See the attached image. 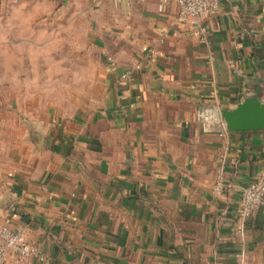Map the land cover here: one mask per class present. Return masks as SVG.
<instances>
[{"label":"crops","instance_id":"0c3cea01","mask_svg":"<svg viewBox=\"0 0 264 264\" xmlns=\"http://www.w3.org/2000/svg\"><path fill=\"white\" fill-rule=\"evenodd\" d=\"M34 1L46 26L31 40L37 82L61 95L26 111L0 176V224L52 264H264V206L238 217L264 172V129L220 135L200 122L251 92L264 101V0H220L205 33L174 2Z\"/></svg>","mask_w":264,"mask_h":264},{"label":"rangeland","instance_id":"374dc122","mask_svg":"<svg viewBox=\"0 0 264 264\" xmlns=\"http://www.w3.org/2000/svg\"><path fill=\"white\" fill-rule=\"evenodd\" d=\"M36 7L34 0L0 5V176L5 159L13 154V145L19 143V127L28 118L26 111L34 113L36 103L51 104L61 95L58 86L56 89L37 82L45 70L31 40L35 41L37 28L46 26H40V20L33 18ZM67 89L68 86L62 88L68 98Z\"/></svg>","mask_w":264,"mask_h":264},{"label":"built area","instance_id":"2783aa9c","mask_svg":"<svg viewBox=\"0 0 264 264\" xmlns=\"http://www.w3.org/2000/svg\"><path fill=\"white\" fill-rule=\"evenodd\" d=\"M132 2H142L144 0H131ZM162 4L174 2L179 7V19L190 21L196 33H205L206 28L201 21L208 15L217 11L220 7V0H160ZM141 69V65L127 68L120 79L127 80L134 70ZM200 122L203 132L212 131L223 134L225 130L221 111L216 109L203 108L200 111ZM220 171H223L221 167ZM216 195L224 192V185L220 181L213 187ZM264 206V172L252 181L242 192L239 204L238 217L245 224L252 214ZM243 229L241 230V233ZM13 257L17 261L30 262L38 259L42 264H52L46 253L40 251L34 244L27 240L23 230L13 229L8 224H0V264H8V259ZM240 264H246L244 254L240 255Z\"/></svg>","mask_w":264,"mask_h":264},{"label":"water","instance_id":"95a60500","mask_svg":"<svg viewBox=\"0 0 264 264\" xmlns=\"http://www.w3.org/2000/svg\"><path fill=\"white\" fill-rule=\"evenodd\" d=\"M228 131L264 129V101L258 92L248 93L234 108L222 109Z\"/></svg>","mask_w":264,"mask_h":264}]
</instances>
